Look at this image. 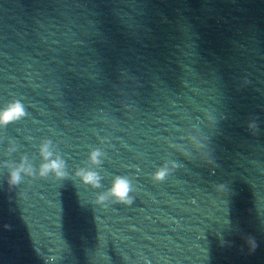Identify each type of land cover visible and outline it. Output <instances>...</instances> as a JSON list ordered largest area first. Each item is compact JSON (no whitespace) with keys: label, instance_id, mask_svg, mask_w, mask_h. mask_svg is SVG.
I'll use <instances>...</instances> for the list:
<instances>
[{"label":"clouds","instance_id":"obj_1","mask_svg":"<svg viewBox=\"0 0 264 264\" xmlns=\"http://www.w3.org/2000/svg\"><path fill=\"white\" fill-rule=\"evenodd\" d=\"M27 115L24 104L20 100H13L9 102L3 109H0V128L6 127L9 124L18 122ZM250 128L255 129V123L249 125ZM53 145L50 140L45 139L39 148V153L42 158V163L39 166L38 173L34 170L33 166L29 162L28 158L22 157L19 164H8L10 168L9 179L7 181L10 188L19 185L22 182V173L29 177L49 178L50 176L57 181H63L68 179V172L66 171L65 160L59 153H54L52 149ZM8 151L11 153L15 151L14 147H10ZM104 155L99 148L92 149L87 158V163L99 167L102 164L101 157ZM208 163H211L209 160ZM176 166L173 164L172 168ZM172 169H170L165 163L157 168L152 174V180L154 182H163L169 176ZM81 183L88 185L92 188L101 187L102 177L96 172L87 167L78 168L75 173ZM224 185H217L218 189H222ZM135 191L132 180L128 176H116L111 187L107 192L97 194L95 197V203L106 207L107 202L111 200V203H119L125 205H131L134 197L131 195ZM9 227V226H5ZM245 244L248 245L249 251H255L257 244L255 238L251 235L244 237ZM228 241L221 240V246L228 244ZM243 251V247L241 248Z\"/></svg>","mask_w":264,"mask_h":264}]
</instances>
